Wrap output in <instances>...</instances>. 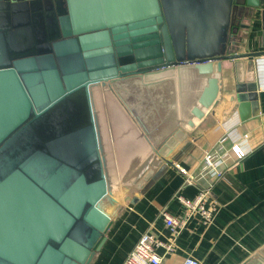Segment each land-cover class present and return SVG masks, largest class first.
<instances>
[{
	"label": "crops",
	"instance_id": "crops-1",
	"mask_svg": "<svg viewBox=\"0 0 264 264\" xmlns=\"http://www.w3.org/2000/svg\"><path fill=\"white\" fill-rule=\"evenodd\" d=\"M96 1L0 0V59L18 62L32 83L94 68L91 62L101 48L110 61L108 70L163 59L162 43L155 44L156 53L145 50L154 38H134L130 31H107L100 37ZM215 12L206 38L215 54L227 57L214 61L213 70L206 62L182 76L167 69L136 84L128 79L120 83L141 124L115 91L94 88L108 175L120 206L90 264H124L146 231L170 243L164 211L184 215L178 196L193 198L207 187L212 191L208 204L214 208L213 221L206 225L198 214L191 215L172 252L162 244L157 248L161 264H182L188 257L199 264H240L264 245V4L252 8L232 0ZM158 40L160 36L154 41ZM250 52L258 56H239ZM251 58L256 62L257 109L248 100L241 110L236 86L245 82ZM210 78L216 81L215 102L198 104ZM187 142L191 149L177 167L169 168L145 191L130 187L132 179L121 184L141 163L158 153H174ZM234 144L246 156L231 168L221 167L218 177L204 162V151L212 149L219 160L218 154L230 152ZM180 167L194 179L189 181Z\"/></svg>",
	"mask_w": 264,
	"mask_h": 264
},
{
	"label": "water",
	"instance_id": "water-1",
	"mask_svg": "<svg viewBox=\"0 0 264 264\" xmlns=\"http://www.w3.org/2000/svg\"><path fill=\"white\" fill-rule=\"evenodd\" d=\"M231 1H96L100 37L107 31H130L134 38H154L145 50L156 53L155 44L162 43V60L108 70L110 61L101 48L91 62L94 68L32 83L18 62L0 59V264H90L120 206L108 175L94 88L115 91L141 124L120 83L127 79L139 83L138 79L167 69L182 76L206 62L213 70V62L227 56L215 54L212 45L209 52L196 45H210L206 38L212 29L210 17ZM233 1L252 8L264 4V0ZM174 20L182 22V31L172 28ZM158 36L160 40L154 41ZM256 81V62L251 58L245 82L236 86L241 110L248 100L257 109ZM205 88L197 102L211 106L217 95L215 79L210 78ZM191 145L158 153L124 176L121 184L132 179L130 187L145 191L169 168H176ZM240 264H264V245Z\"/></svg>",
	"mask_w": 264,
	"mask_h": 264
},
{
	"label": "built area",
	"instance_id": "built-area-1",
	"mask_svg": "<svg viewBox=\"0 0 264 264\" xmlns=\"http://www.w3.org/2000/svg\"><path fill=\"white\" fill-rule=\"evenodd\" d=\"M245 156L246 152L239 145L234 144L230 152L224 151L218 154L219 160L214 158L212 149H206L203 160L220 177L223 173L221 167L231 168L238 164ZM180 169L182 172L188 174L187 179L189 181L194 179L193 175H190L185 168L180 167ZM211 192V188L207 187L200 189L193 198L179 195L178 198L185 208L184 215L176 216L167 211H164L163 214L165 223L171 232L172 241L170 243H162L153 231H146L130 250L124 264H161L163 257L157 252V248L162 244L167 253L172 252L177 237L193 214H198L203 224H210L214 218V208L208 204ZM182 264H199V262L192 257H188Z\"/></svg>",
	"mask_w": 264,
	"mask_h": 264
},
{
	"label": "rangeland",
	"instance_id": "rangeland-1",
	"mask_svg": "<svg viewBox=\"0 0 264 264\" xmlns=\"http://www.w3.org/2000/svg\"><path fill=\"white\" fill-rule=\"evenodd\" d=\"M231 2H228V4H230ZM175 23L172 24V28L174 29H178L180 28V31H182V28H181V25H182V22H180L179 20H174ZM196 47H203V48H208L207 49V52H209V47H212L211 44L210 45H207V44H204V45H196ZM211 51L213 48H210ZM101 129V127H100ZM104 152H105V149H104ZM106 154V152L104 153ZM106 156V155H105ZM133 172V171H132Z\"/></svg>",
	"mask_w": 264,
	"mask_h": 264
},
{
	"label": "flooded vegetation",
	"instance_id": "flooded-vegetation-1",
	"mask_svg": "<svg viewBox=\"0 0 264 264\" xmlns=\"http://www.w3.org/2000/svg\"><path fill=\"white\" fill-rule=\"evenodd\" d=\"M76 120H74V122H75Z\"/></svg>",
	"mask_w": 264,
	"mask_h": 264
}]
</instances>
